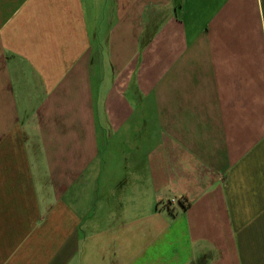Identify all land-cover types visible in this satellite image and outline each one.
Masks as SVG:
<instances>
[{"label": "crops", "instance_id": "obj_1", "mask_svg": "<svg viewBox=\"0 0 264 264\" xmlns=\"http://www.w3.org/2000/svg\"><path fill=\"white\" fill-rule=\"evenodd\" d=\"M0 264H264V0H0Z\"/></svg>", "mask_w": 264, "mask_h": 264}, {"label": "built area", "instance_id": "obj_2", "mask_svg": "<svg viewBox=\"0 0 264 264\" xmlns=\"http://www.w3.org/2000/svg\"><path fill=\"white\" fill-rule=\"evenodd\" d=\"M177 199L178 198H176V197H174V196H171V197H169L167 200H166V203L169 205V204H174V203H176L177 202Z\"/></svg>", "mask_w": 264, "mask_h": 264}, {"label": "trees", "instance_id": "obj_3", "mask_svg": "<svg viewBox=\"0 0 264 264\" xmlns=\"http://www.w3.org/2000/svg\"><path fill=\"white\" fill-rule=\"evenodd\" d=\"M176 203H180L181 205H183L184 200L183 199H177V202Z\"/></svg>", "mask_w": 264, "mask_h": 264}, {"label": "rangeland", "instance_id": "obj_4", "mask_svg": "<svg viewBox=\"0 0 264 264\" xmlns=\"http://www.w3.org/2000/svg\"><path fill=\"white\" fill-rule=\"evenodd\" d=\"M169 205H171V204H169ZM95 212H96V209H95ZM94 227H97V226H94Z\"/></svg>", "mask_w": 264, "mask_h": 264}]
</instances>
